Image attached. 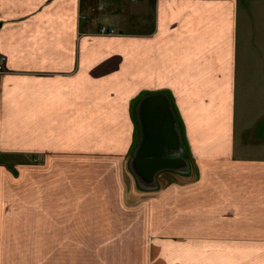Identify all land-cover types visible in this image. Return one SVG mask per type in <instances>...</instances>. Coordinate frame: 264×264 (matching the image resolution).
I'll return each mask as SVG.
<instances>
[{
	"label": "crops",
	"instance_id": "crops-1",
	"mask_svg": "<svg viewBox=\"0 0 264 264\" xmlns=\"http://www.w3.org/2000/svg\"><path fill=\"white\" fill-rule=\"evenodd\" d=\"M0 264H264V0H0Z\"/></svg>",
	"mask_w": 264,
	"mask_h": 264
},
{
	"label": "water",
	"instance_id": "water-1",
	"mask_svg": "<svg viewBox=\"0 0 264 264\" xmlns=\"http://www.w3.org/2000/svg\"><path fill=\"white\" fill-rule=\"evenodd\" d=\"M146 145L147 142L144 140V136H140L139 141L132 150L129 164L131 174L134 177L137 185L143 189L154 190L156 188V177L158 173L160 170L166 168L160 166V164L170 163L172 161L162 159V149L166 150V147L163 143L153 141V145L157 147L158 150L155 153H149L148 156L145 153ZM142 163L148 164L149 166L147 169L151 170V172H142Z\"/></svg>",
	"mask_w": 264,
	"mask_h": 264
},
{
	"label": "built area",
	"instance_id": "built-area-1",
	"mask_svg": "<svg viewBox=\"0 0 264 264\" xmlns=\"http://www.w3.org/2000/svg\"><path fill=\"white\" fill-rule=\"evenodd\" d=\"M99 34H102V35H113L114 31L113 30H108L105 27H101L99 29Z\"/></svg>",
	"mask_w": 264,
	"mask_h": 264
},
{
	"label": "flooded vegetation",
	"instance_id": "flooded-vegetation-1",
	"mask_svg": "<svg viewBox=\"0 0 264 264\" xmlns=\"http://www.w3.org/2000/svg\"><path fill=\"white\" fill-rule=\"evenodd\" d=\"M158 148L155 147L152 142L147 144L146 152H152L155 153L157 152Z\"/></svg>",
	"mask_w": 264,
	"mask_h": 264
}]
</instances>
